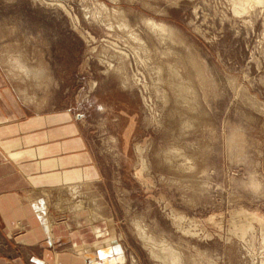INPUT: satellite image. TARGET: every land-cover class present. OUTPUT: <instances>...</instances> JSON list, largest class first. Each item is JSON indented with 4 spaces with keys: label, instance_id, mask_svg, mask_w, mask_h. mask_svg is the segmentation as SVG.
<instances>
[{
    "label": "rangeland",
    "instance_id": "obj_1",
    "mask_svg": "<svg viewBox=\"0 0 264 264\" xmlns=\"http://www.w3.org/2000/svg\"><path fill=\"white\" fill-rule=\"evenodd\" d=\"M235 11L0 0V124L69 127L87 158L24 196L104 264H264V3Z\"/></svg>",
    "mask_w": 264,
    "mask_h": 264
},
{
    "label": "crops",
    "instance_id": "obj_2",
    "mask_svg": "<svg viewBox=\"0 0 264 264\" xmlns=\"http://www.w3.org/2000/svg\"><path fill=\"white\" fill-rule=\"evenodd\" d=\"M50 123L46 119L44 125ZM28 129L29 124H0V264H104L102 261L112 258L111 253H101L99 243L87 241L82 230L70 232L63 225L57 226L53 218H45L36 210L38 203L33 204L24 196L31 188L46 192L50 188L48 184L57 179L51 175L54 169L63 171L57 173L60 179L62 174L70 177L65 171L70 169V164H56L82 155L68 156L69 143L82 141L70 140L66 126L45 129L37 135L28 134ZM18 132L27 134L16 138ZM54 146H63V150L51 154ZM47 148L52 150L49 152ZM45 200L40 202L49 212ZM81 241L85 242L83 246ZM69 243H73L72 249L67 247Z\"/></svg>",
    "mask_w": 264,
    "mask_h": 264
},
{
    "label": "bare ground",
    "instance_id": "obj_3",
    "mask_svg": "<svg viewBox=\"0 0 264 264\" xmlns=\"http://www.w3.org/2000/svg\"><path fill=\"white\" fill-rule=\"evenodd\" d=\"M236 1V10L237 11H235L237 14H242V13H248L250 10H252V9H255L256 7H258V6H261L263 3H264V0H235ZM148 24L152 27V28H154L155 30H158V29H160V28H162V25H160V24H158V23H156V22H154V21H152V20H150L149 22H148ZM12 148V147H11ZM18 148V147H17ZM62 148H63V146H62ZM46 149V148H45ZM45 149H43V150H45ZM51 150H52V148H50ZM5 150V149H4ZM50 150V151H51ZM63 150V149H62ZM47 151H49V148H47ZM46 151V152H47ZM49 151V152H50ZM7 152V151H6ZM54 152H56V151H54L53 150V152H50L51 154H53ZM37 153V152H36ZM38 153H40V152H38ZM40 154H42V156L44 155L43 153H40ZM47 154V153H46ZM50 154V155H51ZM71 158V157H70ZM73 158V157H72ZM69 159V158H68ZM87 162V158H86V156H82V155H80V156H76V158H74V159H69V161H64V162H60V166H64V165H69V164H72V163H74V162ZM74 165V164H73ZM70 166V165H69ZM72 166V165H71ZM50 169V168H49ZM60 177V176H59ZM62 179H63V181L65 180H67V178L69 179L70 177L69 176H67V175H63L62 174ZM71 179V178H70ZM58 180V178L55 180V181H57ZM64 183V182H63ZM94 231H96V230H94ZM98 234V233H97ZM100 235V237H102L101 236V234H99ZM99 238V237H98ZM107 249V248H106ZM157 255V254H156ZM156 257V256H155ZM121 260H120V258H117V262H120ZM103 262V261H102ZM116 262V261H115ZM104 263H105V260H104ZM107 263V262H106ZM118 264H120V263H118Z\"/></svg>",
    "mask_w": 264,
    "mask_h": 264
}]
</instances>
